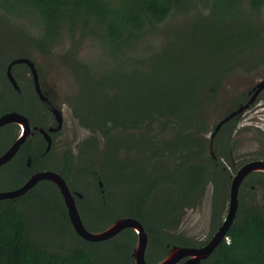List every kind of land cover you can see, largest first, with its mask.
I'll list each match as a JSON object with an SVG mask.
<instances>
[{
	"label": "trees",
	"instance_id": "1",
	"mask_svg": "<svg viewBox=\"0 0 264 264\" xmlns=\"http://www.w3.org/2000/svg\"><path fill=\"white\" fill-rule=\"evenodd\" d=\"M0 17L17 24L22 47L0 50V115L21 113L44 130L54 125L28 67L12 68L19 92L5 72L15 59L33 61L28 48L43 56L63 48L60 62L77 85L66 103L90 134L76 146L77 154L65 149L59 163H52L53 147L44 155L45 141L35 132L0 167L10 174L1 179L10 184L2 191L17 189L37 172L55 171L72 193L81 194L76 206L88 231L100 232L118 218L137 220L147 234L149 264L174 246L204 245L226 212L240 116L223 124L213 139L211 134L248 101L247 93L233 95L214 122L207 116L231 76L264 66V0H0ZM85 43L100 56L97 63L79 58ZM18 131L16 125L0 128V155ZM258 157L264 159V143ZM241 186L251 204L238 195L225 238L200 264H264V207L251 191L259 187L264 195V174H251ZM207 188L210 232L198 243L178 230ZM135 242L130 229L104 242L82 240L47 181L0 200V264H134Z\"/></svg>",
	"mask_w": 264,
	"mask_h": 264
},
{
	"label": "water",
	"instance_id": "2",
	"mask_svg": "<svg viewBox=\"0 0 264 264\" xmlns=\"http://www.w3.org/2000/svg\"><path fill=\"white\" fill-rule=\"evenodd\" d=\"M26 65L29 69V75L33 84L34 92L43 105V107L52 115L54 126L44 130L38 126H31L27 117L21 113L7 112L0 115V128L7 125H16L19 129L14 141L0 155V167L11 161L19 151L20 147L25 143L28 137H33L37 132L45 141L44 155L50 152L52 147L51 134L61 131L63 127V104L59 101V97L53 89H47L45 84L39 79V74L35 63L26 58H19L11 61L6 68V78L15 91L19 92V86L12 75V68L16 65ZM264 91V79L256 83L251 92L250 98L244 105H240L235 111H232L227 116L222 118L215 126L211 139L219 131L221 126L229 120L238 117L244 111L249 109L254 104L257 97ZM50 96H49V95ZM213 157V156H212ZM214 158V157H213ZM30 157L27 158V166H30ZM263 173L264 174V160L256 159L242 164L231 176V181L228 190L227 209L219 228L212 234L210 239L201 247H172L167 255H165L159 262L155 264H200L207 259L215 248L225 238L226 232L232 224L238 209V195L239 189L243 181L250 174ZM50 182L58 191L64 207L67 211V216L70 225L75 234L82 240L98 243L112 239L120 232L130 229L136 235L135 246L132 250L131 257L134 264H149L145 260V253L147 248V234L143 226L132 218H118L112 222L106 229L100 232L88 231L81 220L80 214L76 206V197L81 198V194L71 192L65 180L55 171L45 170L31 175L24 184L17 189L11 191H0V200L13 199L24 195L27 191L34 188L39 182ZM99 187H102L101 182H98Z\"/></svg>",
	"mask_w": 264,
	"mask_h": 264
},
{
	"label": "rangeland",
	"instance_id": "3",
	"mask_svg": "<svg viewBox=\"0 0 264 264\" xmlns=\"http://www.w3.org/2000/svg\"><path fill=\"white\" fill-rule=\"evenodd\" d=\"M23 27L27 28V25L23 23ZM15 32L20 33L14 20L10 18L8 22H5L0 17V50L22 48L19 46V39H17ZM27 50L39 74L42 76L45 87L47 89H53V92L57 93L59 101L63 104V127L60 133L54 138L53 152L49 158L50 162L59 163L61 154L65 149H70L74 154H77L76 146L90 135L87 130L81 128L77 124V121L71 117L70 109L66 103L67 99L76 92L77 85L71 73L60 62V55L63 52V48L57 49L50 56H43L30 48ZM79 58L83 62H89L90 64H95L100 60V56L89 43L83 45ZM17 72L21 73L22 69L19 71L17 68ZM262 79H264V66L249 74L239 72L231 76L224 83L220 91L219 104L216 110L207 116V120L210 122L217 120V115H221L228 108L233 95L247 93L251 87ZM239 120L238 127L240 130L235 138L236 146L232 161L236 165V170L248 161L262 159L258 157V152L261 151L262 143H264V98L257 99L249 109L240 115ZM242 127H250L254 132H249L248 130L242 131ZM5 137L6 133L4 134L3 140ZM245 160L246 162H243ZM7 171L5 168L0 171V180L3 177L7 180L10 178V174ZM9 185V182L1 180L0 190L7 189ZM246 190L247 188L241 186L239 189V198L240 194L244 195L243 201L246 205H249L251 201L246 197ZM251 191L254 193V202L264 207L262 190L259 187H251ZM210 196L211 188H207L200 206L195 210L187 211L178 230L185 236L193 238L198 243L204 242L210 232Z\"/></svg>",
	"mask_w": 264,
	"mask_h": 264
},
{
	"label": "flooded vegetation",
	"instance_id": "4",
	"mask_svg": "<svg viewBox=\"0 0 264 264\" xmlns=\"http://www.w3.org/2000/svg\"><path fill=\"white\" fill-rule=\"evenodd\" d=\"M252 88H253V87H251V88L247 91V95H248L249 98H250V95L252 94V92H251ZM48 95H49V94H48ZM49 96H50V95H49ZM258 97H259V96H258ZM258 97H257V98H258ZM256 100H257V99H256ZM256 100H255V101H256ZM254 103H255V102H254ZM62 109H63V107H62ZM62 109H61V111H62ZM239 116H240V115H239ZM52 119H53V117H52ZM53 121H54V120H53ZM53 126H54V125H53ZM49 127H52V125H48L47 128H49ZM61 130H62V129H61ZM59 133H60V131L57 132V133H53V134H51L52 147H53V141H54V138H55V136L58 135ZM53 136H54V137H53ZM52 147H51V148H52ZM254 160H256V159H254ZM261 160H264V159H261ZM235 172H236V171H235ZM253 174H254V173H253ZM250 175H251V174H250ZM250 175H249V176H250ZM249 176H248V177H249ZM246 178H247V177H246ZM241 185H242V184H241ZM226 208H227V207H226Z\"/></svg>",
	"mask_w": 264,
	"mask_h": 264
}]
</instances>
